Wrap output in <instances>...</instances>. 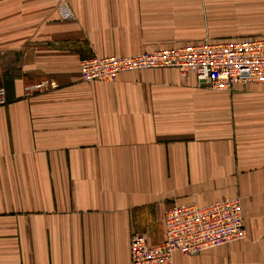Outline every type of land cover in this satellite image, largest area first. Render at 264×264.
Returning <instances> with one entry per match:
<instances>
[{"label":"crops","instance_id":"1","mask_svg":"<svg viewBox=\"0 0 264 264\" xmlns=\"http://www.w3.org/2000/svg\"><path fill=\"white\" fill-rule=\"evenodd\" d=\"M261 33L264 0H0V264H130L167 208L236 196L246 237L174 264H264V82L79 75L92 54ZM44 77L58 87L25 93Z\"/></svg>","mask_w":264,"mask_h":264},{"label":"built area","instance_id":"2","mask_svg":"<svg viewBox=\"0 0 264 264\" xmlns=\"http://www.w3.org/2000/svg\"><path fill=\"white\" fill-rule=\"evenodd\" d=\"M176 68L193 72L197 82L213 90L264 82V33L240 38L169 45L126 56L92 54L79 61L83 81H114L124 71ZM58 87L49 77L24 86L26 94ZM6 102L0 87V105ZM163 238L150 243L143 233L130 238V264H174L175 253L197 254L246 237L240 197H228L205 206L174 204L163 213Z\"/></svg>","mask_w":264,"mask_h":264},{"label":"rangeland","instance_id":"3","mask_svg":"<svg viewBox=\"0 0 264 264\" xmlns=\"http://www.w3.org/2000/svg\"><path fill=\"white\" fill-rule=\"evenodd\" d=\"M49 90H51V89H48V90H45V91H42V92H46V91H49Z\"/></svg>","mask_w":264,"mask_h":264}]
</instances>
